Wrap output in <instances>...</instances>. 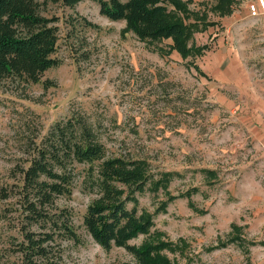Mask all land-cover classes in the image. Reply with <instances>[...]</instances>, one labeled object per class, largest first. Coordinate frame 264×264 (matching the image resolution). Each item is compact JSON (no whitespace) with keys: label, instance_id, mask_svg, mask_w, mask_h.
I'll use <instances>...</instances> for the list:
<instances>
[{"label":"rangeland","instance_id":"1","mask_svg":"<svg viewBox=\"0 0 264 264\" xmlns=\"http://www.w3.org/2000/svg\"><path fill=\"white\" fill-rule=\"evenodd\" d=\"M161 1L189 27L187 59L172 40L138 39L95 1L45 8L59 28L60 65L42 79L51 87L6 82L0 90V264H26V232L54 236L36 264L135 262L86 232L82 220L98 195L84 165L75 164L73 194L43 211L54 220L71 213L65 221L81 242L27 222L20 173L52 126L70 118L92 125L109 156L146 159L156 178L176 172L167 189L139 196L154 226L130 246L168 243L162 254L172 264H264V0Z\"/></svg>","mask_w":264,"mask_h":264},{"label":"trees","instance_id":"2","mask_svg":"<svg viewBox=\"0 0 264 264\" xmlns=\"http://www.w3.org/2000/svg\"><path fill=\"white\" fill-rule=\"evenodd\" d=\"M84 1L97 2L108 20L125 21L138 39L152 44L172 40L171 49L183 59L191 55L189 27L161 0H0V90L6 82L42 83L45 88L51 87L49 81L42 79L45 72L60 65L54 57L59 28L54 24L58 18L44 15L45 8L53 4L73 9ZM172 2L175 8L179 6L177 0ZM28 163L20 174L22 208L28 212L26 219L31 226L48 223L54 231L63 230L68 240L81 242L74 225L65 221L71 218V213L61 212L54 220L43 211L54 204L56 197L69 198L73 194L75 164L84 165L87 177L84 181L91 185V191H97L98 198L88 205L82 221L95 243L107 251L116 246L127 249L135 258L133 264H172L162 254L164 250H172L168 243L145 242L140 248L129 244L150 235L154 226L155 214L142 210L139 196L167 189L176 172H161L156 178L150 173L151 164L146 159L109 156L93 126L77 118L56 122ZM168 204L163 202L156 214L165 212ZM34 235L24 233L27 243L19 249L26 264L47 259L44 245L54 240L52 235L40 240Z\"/></svg>","mask_w":264,"mask_h":264},{"label":"built area","instance_id":"3","mask_svg":"<svg viewBox=\"0 0 264 264\" xmlns=\"http://www.w3.org/2000/svg\"><path fill=\"white\" fill-rule=\"evenodd\" d=\"M251 10L256 14L257 12V7H255L254 5L251 6Z\"/></svg>","mask_w":264,"mask_h":264}]
</instances>
